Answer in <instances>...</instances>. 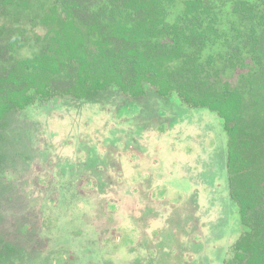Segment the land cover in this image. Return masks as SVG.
<instances>
[{"label":"rangeland","instance_id":"1","mask_svg":"<svg viewBox=\"0 0 264 264\" xmlns=\"http://www.w3.org/2000/svg\"><path fill=\"white\" fill-rule=\"evenodd\" d=\"M51 2L0 0V75L44 43ZM254 68L247 55L220 78L239 88ZM54 83L57 102L35 99L0 131V264H227L241 219L217 113L156 90L133 97L110 86L86 100Z\"/></svg>","mask_w":264,"mask_h":264},{"label":"trees","instance_id":"2","mask_svg":"<svg viewBox=\"0 0 264 264\" xmlns=\"http://www.w3.org/2000/svg\"><path fill=\"white\" fill-rule=\"evenodd\" d=\"M51 1L44 43L42 38L38 51L13 60L0 75V131L11 112L35 99L57 102L62 93L54 82L60 79L64 93L78 99L96 100L117 86L133 97L155 90L174 94L217 113L227 134L230 195L241 219L227 264H264V0H182L178 11L175 0H100L99 11L86 0ZM0 38L7 39L2 30ZM247 55L258 68L231 88L221 69L243 66Z\"/></svg>","mask_w":264,"mask_h":264}]
</instances>
